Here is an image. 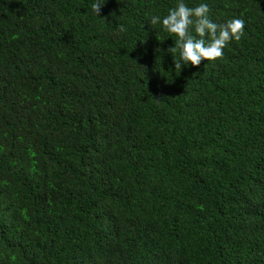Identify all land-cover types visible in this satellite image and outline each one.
<instances>
[{
	"label": "trees",
	"instance_id": "obj_1",
	"mask_svg": "<svg viewBox=\"0 0 264 264\" xmlns=\"http://www.w3.org/2000/svg\"><path fill=\"white\" fill-rule=\"evenodd\" d=\"M94 2L0 0V264H264V0L181 71L179 0Z\"/></svg>",
	"mask_w": 264,
	"mask_h": 264
},
{
	"label": "clouds",
	"instance_id": "obj_2",
	"mask_svg": "<svg viewBox=\"0 0 264 264\" xmlns=\"http://www.w3.org/2000/svg\"><path fill=\"white\" fill-rule=\"evenodd\" d=\"M106 0H95L91 10L100 16L101 8ZM211 9L207 4L196 7L187 6L179 0L166 16L161 18L153 15L149 21L152 26L161 24L166 32L175 35V45L167 49L173 56L175 70H182V65L191 63L199 66L202 61H215L223 59L224 49L228 43L235 39L240 41L245 33V21L241 18L229 19L224 24H217L210 18ZM120 31H125L122 25ZM193 29L196 35H193ZM209 37L206 42L205 37ZM179 50V59L176 53Z\"/></svg>",
	"mask_w": 264,
	"mask_h": 264
}]
</instances>
